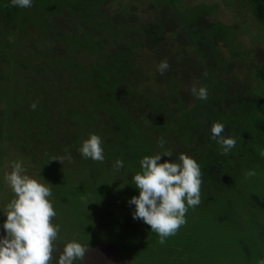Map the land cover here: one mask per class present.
Wrapping results in <instances>:
<instances>
[{"label":"trees","instance_id":"obj_1","mask_svg":"<svg viewBox=\"0 0 264 264\" xmlns=\"http://www.w3.org/2000/svg\"><path fill=\"white\" fill-rule=\"evenodd\" d=\"M106 1L33 0L32 7L19 8L11 0H0V225L6 219L2 212L5 199L14 198L13 193L4 196L11 192L3 179L11 170V162H24L27 157V174L51 183L48 186L56 206L58 202L74 203V196L66 199L60 192L77 193L76 186L81 181L92 184L91 197L101 196L103 200L111 195L108 185H115L105 171L113 169L118 158L123 160L124 167L118 172L123 171L124 182L127 175L141 171L140 160L144 156L163 151L158 144L161 137L166 141L164 148L173 153L172 157L163 156L161 162L174 160L182 152L198 161L201 196L222 197L230 203L236 199L235 211L243 212L240 197L249 194L264 212V193H247L249 189L242 185H250L252 177L264 180V64L255 60L250 49L238 51L233 40L216 29L215 24L220 22L202 25L206 8L199 9V18L192 13V17L180 21L178 30L171 32L176 38L172 42L166 37L169 32L158 12L150 22L139 26L134 22L128 29L126 25L117 26L111 9H102ZM242 3L264 24V0ZM66 16H77L78 34H63L62 27L51 23L55 17ZM31 23L40 42L34 40L30 44L33 50L23 54L24 58L21 56L28 60L24 61L19 57L20 41ZM85 23L89 30L83 26ZM94 27L100 33H111L114 38L123 36L125 40L106 66L90 67L87 73L80 55L103 50L99 44L102 34H93ZM212 29L215 31L211 38ZM49 34L60 38L53 40ZM51 42H63L69 47L56 54ZM163 44H168L164 59L170 68L161 75L155 67L156 73L151 76L143 70L145 63L140 61L139 52L154 51L152 59L157 66L163 60L161 52L165 53ZM240 68L245 69L243 75L239 74ZM52 83L60 88L58 96L49 92ZM202 85L208 89L207 100H199L191 93L193 86ZM143 86L147 89L143 90ZM33 102L36 109L31 107ZM84 104L92 109L87 110ZM214 122L223 123V134L237 141L227 155L221 154L220 145L211 139ZM90 133L102 137L103 162L84 159L77 150ZM66 152L71 160L64 164L50 161ZM250 169L257 174L247 177L245 172ZM59 211L58 208L56 212ZM58 216L60 232L65 233L66 220L61 214ZM257 226L241 223L250 238L264 237V225L263 231L255 233ZM57 243L56 240L50 264H57L65 245ZM84 261L74 263L86 264Z\"/></svg>","mask_w":264,"mask_h":264},{"label":"rangeland","instance_id":"obj_2","mask_svg":"<svg viewBox=\"0 0 264 264\" xmlns=\"http://www.w3.org/2000/svg\"><path fill=\"white\" fill-rule=\"evenodd\" d=\"M201 7L206 8L207 11L200 22L202 25L220 22L215 24L216 29L224 33L225 38L229 36L233 40V45L239 48L238 51L244 53L242 50L246 47L251 50L256 61L264 64V24L250 14L249 8L242 3V0H107L102 9L105 11L111 9L114 12L112 16L117 26L126 25L128 29L133 27L134 22L136 26L150 22L158 12L169 32L166 37L168 36L167 38L175 42V33L171 32H174V29L178 30L179 22L183 23L187 16L192 17V13H196L199 18ZM76 21L77 16H66L64 18L55 17L51 23L56 27H62L63 34H73V31L78 34L75 28ZM32 23L30 29L22 33L20 58L21 56L24 58L23 54L25 56L32 52L33 48L30 44L34 40L37 43L40 42L37 39V29ZM219 24L220 27H218ZM83 26L89 30L86 23ZM98 31L101 32L96 27L91 30L93 34H102L99 44L103 50L95 54L84 52L80 55V61L86 66L87 73L92 67L99 69L106 66L109 58L117 52L116 49H122V44H124L123 36L114 38L111 33ZM214 31L210 30L211 38L214 37ZM130 33L133 34V32ZM49 37L53 40L60 38L55 34H49ZM51 43L53 53L56 54L65 52L69 47L63 42ZM171 45L173 46L174 43ZM221 45L224 47L223 43ZM163 47L165 53L160 52L164 59L168 44H163ZM140 53L142 54L139 59L145 63L143 70H147L149 75L153 76L156 73L155 67H157L152 59L154 51L146 50ZM22 60L28 61L27 58ZM19 68L22 70L20 64ZM239 70L240 75L245 73L244 68ZM30 71L27 73H31ZM150 82H153V79ZM145 89L147 88L143 86V90ZM49 90L52 96H58L60 88L57 83L56 85L52 83ZM83 107L87 110L92 109L88 107V104ZM26 163H28L27 157L24 158L23 164L27 166ZM27 170L30 171V169ZM32 170L35 171L34 165ZM107 171L105 172L108 174V180L115 181V185H108L111 195H107V198L103 200L101 196L95 199L89 193L90 189L93 190L92 184L81 181L82 184L79 187L76 186L77 193L68 194L63 190L60 192L62 197L68 199L74 196L76 201L71 204L58 202L57 206L60 211L52 218L53 223L59 224L56 218H59L58 214H61L60 217L66 220V231L65 233L62 230L59 232L57 244L63 245L77 240L82 244L92 246L85 257L86 260L84 259L86 264H257V260L264 257V237L257 235L258 237L250 238V234L241 227V223L250 227L257 224L258 229L255 233L263 231L264 212L248 196L249 194L240 197L239 204L243 212L235 211L238 202L236 199L230 203L222 197L216 198L209 195L210 197L204 198L201 196V203L195 208H189L185 213L186 223L175 235L167 237L165 243L161 244L158 235L151 232L149 225L132 217L134 205L130 206L128 200L139 194V189L135 187L132 176L127 175V179L122 182L123 171L118 172L114 169ZM249 181L250 185L242 183L249 189L247 193L251 191L264 193V180L252 177ZM6 188H8L7 185ZM7 193L4 196L12 195L13 192ZM89 195L90 198L86 199ZM10 200L6 198L5 204L7 205ZM53 205L57 210L56 204ZM236 212L242 213V219Z\"/></svg>","mask_w":264,"mask_h":264},{"label":"clouds","instance_id":"obj_3","mask_svg":"<svg viewBox=\"0 0 264 264\" xmlns=\"http://www.w3.org/2000/svg\"><path fill=\"white\" fill-rule=\"evenodd\" d=\"M11 3L19 8H29L33 0H11ZM169 68L167 59L157 65L161 75ZM191 93L199 100H207L209 95L207 87L203 85L193 86ZM31 107L36 109L37 104L33 102ZM210 132L211 139L220 145L221 154L227 155L235 148L237 141L235 137L223 134V123L214 122ZM165 143L161 137L158 144L163 151L146 155L140 160L141 171L132 175L139 194L128 200L130 206L134 205L133 219L149 225L161 244L186 223L185 213L188 209L201 203L202 184L201 167L194 157L182 152L174 160L161 162L163 156H173L171 151L164 148ZM77 150L84 159L98 162L105 159L102 137L96 133H90ZM52 160L64 164L66 160H71V156L66 152L65 155L51 157ZM124 163L118 158L113 169L119 171ZM256 174L255 169L245 172L247 177ZM3 179L10 186L14 198L2 211L6 219L0 225L4 230L0 234V264H50L54 242L60 232V225L52 222L57 212L51 199L52 189L48 186L51 183H45L43 177L41 180L30 177L21 160L11 162V170L4 174ZM88 251V246L77 240L67 242L57 264L84 261ZM257 264H264V257L259 258Z\"/></svg>","mask_w":264,"mask_h":264}]
</instances>
